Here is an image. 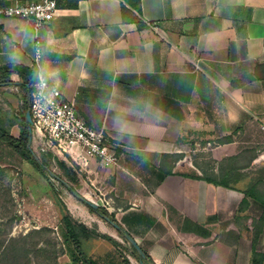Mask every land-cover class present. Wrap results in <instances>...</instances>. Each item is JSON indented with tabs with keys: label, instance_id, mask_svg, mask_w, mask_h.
<instances>
[{
	"label": "crops",
	"instance_id": "1",
	"mask_svg": "<svg viewBox=\"0 0 264 264\" xmlns=\"http://www.w3.org/2000/svg\"><path fill=\"white\" fill-rule=\"evenodd\" d=\"M58 7L41 30L42 66L77 114L121 145L117 165L87 168L112 193L118 222L155 264H251L244 193L201 176L233 156L264 166V0ZM36 77L31 20L0 17V104L10 108L0 110L18 128V96L30 98ZM255 249L264 253L261 238Z\"/></svg>",
	"mask_w": 264,
	"mask_h": 264
},
{
	"label": "rangeland",
	"instance_id": "2",
	"mask_svg": "<svg viewBox=\"0 0 264 264\" xmlns=\"http://www.w3.org/2000/svg\"><path fill=\"white\" fill-rule=\"evenodd\" d=\"M18 99L22 106H29L30 98L23 89ZM0 108L10 110L1 104ZM21 127L11 126L10 133L19 137ZM34 137L33 134L30 148L39 160L45 158L48 163L40 170L0 142V264H81L72 259L77 244L67 236L66 218L72 219L87 255L99 264H142L124 234L92 212L49 171L66 180L75 191L96 201L117 219L113 208L115 200L108 187L100 181L93 185L86 174L82 180L73 181L60 162H65L71 172L77 173L75 170L79 168L75 162L69 156L43 150L39 139ZM260 168L263 166L243 171L256 176L255 171ZM241 186L244 185L241 183ZM261 190H264V182ZM251 202L247 211L248 225L256 218L254 213L260 211L259 204L254 200ZM81 225L89 230L88 237ZM251 234L253 237L252 231ZM260 238L264 241V230ZM146 263L155 264L152 258Z\"/></svg>",
	"mask_w": 264,
	"mask_h": 264
},
{
	"label": "built area",
	"instance_id": "3",
	"mask_svg": "<svg viewBox=\"0 0 264 264\" xmlns=\"http://www.w3.org/2000/svg\"><path fill=\"white\" fill-rule=\"evenodd\" d=\"M60 0H38L31 3L0 5V17H18L31 20L34 31L36 81L30 94L29 110L33 120V134L43 150L69 156L78 166L82 180L92 162L107 168L118 164L117 149L121 145L104 128L89 125L81 118L74 104L63 98L60 89L51 84L42 66L41 30L54 19ZM158 30L155 24L148 23ZM200 69L198 64L195 65ZM264 130V121L262 122ZM83 177V178H82Z\"/></svg>",
	"mask_w": 264,
	"mask_h": 264
},
{
	"label": "trees",
	"instance_id": "4",
	"mask_svg": "<svg viewBox=\"0 0 264 264\" xmlns=\"http://www.w3.org/2000/svg\"><path fill=\"white\" fill-rule=\"evenodd\" d=\"M35 83V81H34ZM33 83V84H34ZM33 87H31L32 91ZM30 91V94H31ZM29 109V106H23V116H22V132L19 137H15L10 133V127L14 126L16 124V119H14L9 114H4L0 110V142L5 143L10 148H12L14 151H16L18 154L29 160L31 163H33L39 170L43 168L44 166H48V163L46 162L45 158L42 160H39L38 157L35 155L33 150L28 146L29 144V132L28 128L25 122V113ZM245 157L249 156L248 152ZM252 154V153H251ZM238 156H233L231 158L225 159L218 167V172H207L204 170L203 175L201 176L202 179L216 184V185H222L234 190H240L242 193H244L245 197L242 200L239 209L245 210L250 207V199L257 202L260 206L264 209V190H261V184L264 182V166L263 168H260L255 171V174H249L245 173L243 170L247 168L253 167L251 165L252 157L247 161L246 165H240L238 164L237 160ZM60 165L66 170L70 178L74 181L80 180L77 173L71 172L70 168H67V164L65 162H60ZM214 169V168H213ZM195 176H197L195 174ZM198 177V176H197ZM243 184L244 186L239 188V184ZM85 203V202H84ZM90 210L97 214H104L109 215L114 221H116L121 229L117 230L120 234L128 233L122 225L117 221L115 217L110 215V213L100 206L98 210H94L89 206ZM83 232H85L89 236V230L84 226H80ZM251 230L253 232V245L254 250L252 253V261L251 264H263L264 263V253L258 252L255 249V244L260 238V234L264 230V214L261 216V218H253V222L250 224ZM66 228H67V236L70 237L71 240H73L77 244V250L76 252H72V259L74 263H81V264H99L96 260L90 258L86 251L83 248L82 240L79 237L76 227L73 224V221L71 218H66ZM106 237V236H104ZM111 241H115L113 238H108ZM134 251L136 252L137 256L140 258L139 253L137 252L136 248L132 246ZM144 250V249H143ZM144 264H147V260H151L150 255L144 250Z\"/></svg>",
	"mask_w": 264,
	"mask_h": 264
},
{
	"label": "water",
	"instance_id": "5",
	"mask_svg": "<svg viewBox=\"0 0 264 264\" xmlns=\"http://www.w3.org/2000/svg\"><path fill=\"white\" fill-rule=\"evenodd\" d=\"M25 122L28 128V132H29V147H30V143L32 142V137H33V129H32V125H33V120H32V115L30 110L28 109L25 113ZM49 174L54 177L57 178L58 180H60V182H62L64 185L68 186V188L70 189V191L72 192V194L74 196H76L77 198H79L81 201L85 202L88 206H90L91 208H93L94 210H98V208L100 207V205L91 199L86 198V196H84L83 194H81L80 192L75 191L74 189H72L68 182L62 178H60L56 173H54L53 171H49ZM102 219H104L106 222H108L111 226H113V228H115L116 230H120L121 227L120 225L114 221L109 215H104V214H98ZM125 238L130 242V244L132 246H134L137 250V252L139 253L140 256V262L142 264L145 254H144V250L143 248L137 243V241L135 240V238L129 234V233H125L124 234Z\"/></svg>",
	"mask_w": 264,
	"mask_h": 264
}]
</instances>
